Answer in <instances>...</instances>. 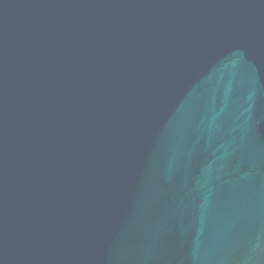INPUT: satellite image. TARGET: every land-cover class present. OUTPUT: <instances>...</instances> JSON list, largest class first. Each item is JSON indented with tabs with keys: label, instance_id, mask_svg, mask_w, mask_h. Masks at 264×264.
<instances>
[{
	"label": "water",
	"instance_id": "95a60500",
	"mask_svg": "<svg viewBox=\"0 0 264 264\" xmlns=\"http://www.w3.org/2000/svg\"><path fill=\"white\" fill-rule=\"evenodd\" d=\"M0 264H264V0H0Z\"/></svg>",
	"mask_w": 264,
	"mask_h": 264
}]
</instances>
